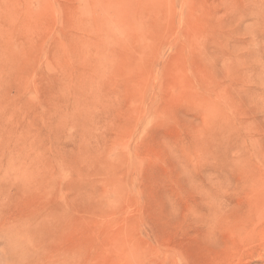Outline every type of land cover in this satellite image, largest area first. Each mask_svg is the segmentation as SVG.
Instances as JSON below:
<instances>
[{
  "label": "rangeland",
  "instance_id": "1",
  "mask_svg": "<svg viewBox=\"0 0 264 264\" xmlns=\"http://www.w3.org/2000/svg\"><path fill=\"white\" fill-rule=\"evenodd\" d=\"M0 264H264V0H0Z\"/></svg>",
  "mask_w": 264,
  "mask_h": 264
}]
</instances>
